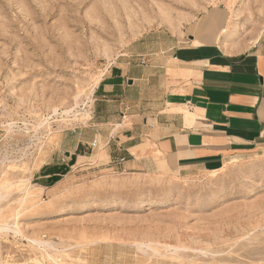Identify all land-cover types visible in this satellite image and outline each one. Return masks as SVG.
I'll list each match as a JSON object with an SVG mask.
<instances>
[{"label": "rangeland", "instance_id": "1", "mask_svg": "<svg viewBox=\"0 0 264 264\" xmlns=\"http://www.w3.org/2000/svg\"><path fill=\"white\" fill-rule=\"evenodd\" d=\"M216 10L247 25L232 47L264 29V0H0V264H264V147L192 176L92 147L111 130L93 91L129 44Z\"/></svg>", "mask_w": 264, "mask_h": 264}, {"label": "crops", "instance_id": "2", "mask_svg": "<svg viewBox=\"0 0 264 264\" xmlns=\"http://www.w3.org/2000/svg\"><path fill=\"white\" fill-rule=\"evenodd\" d=\"M211 12L186 37L162 29L142 36L105 71L93 113L111 130L92 147L104 143L112 170L219 172L264 147V29L232 47L219 41L228 13Z\"/></svg>", "mask_w": 264, "mask_h": 264}, {"label": "bare ground", "instance_id": "3", "mask_svg": "<svg viewBox=\"0 0 264 264\" xmlns=\"http://www.w3.org/2000/svg\"><path fill=\"white\" fill-rule=\"evenodd\" d=\"M234 15V18H236V17H239L240 15H241V11L239 10V9H236V11L233 13ZM247 30V25H246V23L245 22H240V23H238V25H236V27H234L233 29H231V28H229V26H226V27H224V28H222V36L221 37H219V41L221 42V43H228L230 40H231V36L234 34V33H236V32H240V33H242V32H245ZM220 44V43H219ZM100 80H101V78L100 79H98L97 80V83H96V86L100 83ZM70 112V111H69ZM68 112V113H69ZM70 115V114H69ZM264 115V114H263ZM46 120V119H45ZM47 122V121H46ZM49 124V123H48ZM92 164V163H91ZM3 199V196L2 195H0V200H2ZM1 229H2V227L0 228V231H1ZM5 229H6V227H5ZM5 229H2V231L3 230H5ZM9 229V228H8ZM6 231V230H5ZM17 233V232H16ZM42 244H44V243H42ZM44 245H46V243L44 244ZM140 246H142L143 248H145V249H147L148 248V246L147 245H145V244H141ZM167 247H169V246H167ZM170 249V248H169ZM177 250V249H176ZM173 251V250H172ZM175 251V250H174Z\"/></svg>", "mask_w": 264, "mask_h": 264}, {"label": "trees", "instance_id": "4", "mask_svg": "<svg viewBox=\"0 0 264 264\" xmlns=\"http://www.w3.org/2000/svg\"><path fill=\"white\" fill-rule=\"evenodd\" d=\"M67 173V169H64L62 172L53 173L52 177H50L51 182H57L61 178L62 175Z\"/></svg>", "mask_w": 264, "mask_h": 264}]
</instances>
